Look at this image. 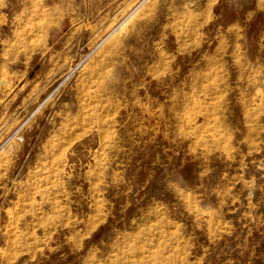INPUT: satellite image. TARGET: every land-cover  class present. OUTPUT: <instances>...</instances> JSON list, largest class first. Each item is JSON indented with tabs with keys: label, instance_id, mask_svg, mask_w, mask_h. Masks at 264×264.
Here are the masks:
<instances>
[{
	"label": "rangeland",
	"instance_id": "rangeland-1",
	"mask_svg": "<svg viewBox=\"0 0 264 264\" xmlns=\"http://www.w3.org/2000/svg\"><path fill=\"white\" fill-rule=\"evenodd\" d=\"M0 264H264V0H0Z\"/></svg>",
	"mask_w": 264,
	"mask_h": 264
}]
</instances>
